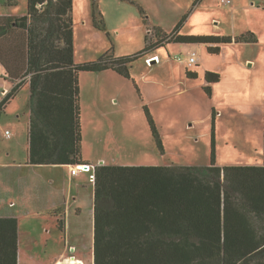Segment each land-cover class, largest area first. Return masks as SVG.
<instances>
[{"label": "trees", "instance_id": "obj_1", "mask_svg": "<svg viewBox=\"0 0 264 264\" xmlns=\"http://www.w3.org/2000/svg\"><path fill=\"white\" fill-rule=\"evenodd\" d=\"M98 2L94 0V25L103 27ZM138 8L146 17L145 9ZM73 11L74 0H28L27 14L4 18L5 27L18 28L19 58L27 60V73H33L29 149L33 164L93 165L81 157L80 71L113 69L131 78L130 62L171 41L203 43L210 53L220 51L219 43L233 41L226 36L179 34L177 28L169 35L158 28L157 43L146 36L145 48L135 55L117 57L109 50L97 61L76 64ZM236 41L256 42L257 37L249 31ZM186 75L196 78L198 73L187 70ZM205 79L211 96L221 74L207 71ZM145 113L163 148L148 106ZM214 129L215 112L213 139ZM92 182L94 264H264V165H217L213 148L210 165L96 164ZM18 251V219L0 217V264H18Z\"/></svg>", "mask_w": 264, "mask_h": 264}, {"label": "rangeland", "instance_id": "obj_2", "mask_svg": "<svg viewBox=\"0 0 264 264\" xmlns=\"http://www.w3.org/2000/svg\"><path fill=\"white\" fill-rule=\"evenodd\" d=\"M133 1L99 0L104 26L97 27L93 19L94 0H74L76 64L97 61L109 50L117 57L135 55L145 48L146 36L151 43H157L158 28L159 33L169 35L177 28L179 34L226 36L233 41L219 43L218 53H210L205 44L171 41L130 62L131 78L111 69V74H102L97 82L96 72L80 71L88 160L93 165L108 162L202 166L211 164L215 148L217 165L262 162L264 11L252 10V1L244 2L235 12L228 9L232 5L226 6L221 0ZM138 5L145 9L146 17ZM254 7L257 9L258 5ZM7 11L27 14L28 0H0V12ZM249 31L255 33L256 42L236 41ZM193 51L198 63L190 65L186 58ZM146 58L158 60L152 63ZM186 69L197 70L199 75L188 78ZM206 71L222 74L213 96L204 88ZM28 102L29 94L23 92L10 107L9 117L0 121V163L14 165L11 167L23 174L40 170L26 164ZM145 106L154 116L163 148L154 138ZM104 109L115 111V123L111 117L96 116ZM7 127L14 131L12 139L4 136ZM90 174L82 172L75 176L78 187L93 189ZM24 187L28 189L29 184ZM86 261L92 264L91 256ZM62 262L65 261L56 264Z\"/></svg>", "mask_w": 264, "mask_h": 264}, {"label": "crops", "instance_id": "obj_3", "mask_svg": "<svg viewBox=\"0 0 264 264\" xmlns=\"http://www.w3.org/2000/svg\"><path fill=\"white\" fill-rule=\"evenodd\" d=\"M250 1L252 2L250 3ZM244 2L250 3L253 6L251 7L252 10L264 11V0H231V4L225 5H232V8L228 7V9L235 12L240 6L243 7ZM255 5H258L257 9H255ZM22 15L25 14H16L10 11L0 12V105L13 88L20 84L16 94L4 106H0V121L3 120L4 116L9 117V109L17 98L23 92H28L29 123L26 164L33 165L35 168L38 167L40 170L23 174L21 171L18 172L16 167H11L14 165L0 163V217H16L19 221L18 264H56L57 261H66L71 258H76V260L82 261V264H87L88 256H91L92 264H94L96 206L94 183L92 190L78 187L79 183H76L75 176H79L82 172L72 174V164H33L29 160L30 123L33 112L31 77L33 73H27V60L19 58L18 28H7L4 25L5 17ZM252 29L258 32L257 29ZM154 55L157 56V54ZM149 60L152 61V59ZM186 62L188 63V61ZM196 63H198V59L194 64ZM109 70L111 69L96 72L95 80L97 82L101 80L104 76L102 74H107V76L111 74ZM190 71L197 72V70ZM79 84L82 122L81 157L84 162L91 163L88 156H86L88 152L86 151L85 112L81 98V83L79 82ZM215 86L216 83L212 85L213 94L216 89ZM114 112L110 109L99 110L96 116L111 117L109 119L115 123ZM214 112L216 114L215 106ZM7 131H9V134H7ZM4 136L12 139L14 137L13 129L10 127L5 128ZM100 164H108V162ZM254 165L263 166L264 155L262 162ZM68 182L70 183L69 187L67 186ZM26 184H29L30 189L24 187ZM88 246L90 248L88 252H85Z\"/></svg>", "mask_w": 264, "mask_h": 264}, {"label": "built area", "instance_id": "obj_4", "mask_svg": "<svg viewBox=\"0 0 264 264\" xmlns=\"http://www.w3.org/2000/svg\"><path fill=\"white\" fill-rule=\"evenodd\" d=\"M222 2L224 4H231V0H222ZM186 59H187L188 63L190 65H192V64H194L197 61V56H196L195 52H193ZM7 134H9V131H7ZM82 166H85L86 168H83ZM71 172L74 175L78 174L79 172H89V173H91L90 174L91 175V180L94 179V165L85 164V163L84 164L75 165V166L72 167Z\"/></svg>", "mask_w": 264, "mask_h": 264}, {"label": "bare ground", "instance_id": "obj_5", "mask_svg": "<svg viewBox=\"0 0 264 264\" xmlns=\"http://www.w3.org/2000/svg\"><path fill=\"white\" fill-rule=\"evenodd\" d=\"M157 59V58H155ZM82 261L76 260V258H71L70 260H66L65 262H62V264H81Z\"/></svg>", "mask_w": 264, "mask_h": 264}, {"label": "water", "instance_id": "obj_6", "mask_svg": "<svg viewBox=\"0 0 264 264\" xmlns=\"http://www.w3.org/2000/svg\"><path fill=\"white\" fill-rule=\"evenodd\" d=\"M152 62H157V59L153 58ZM83 168H86L85 166H82Z\"/></svg>", "mask_w": 264, "mask_h": 264}]
</instances>
